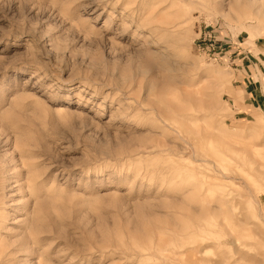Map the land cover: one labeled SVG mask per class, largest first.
<instances>
[{"label":"rangeland","instance_id":"1","mask_svg":"<svg viewBox=\"0 0 264 264\" xmlns=\"http://www.w3.org/2000/svg\"><path fill=\"white\" fill-rule=\"evenodd\" d=\"M263 44L264 0H0V264H264Z\"/></svg>","mask_w":264,"mask_h":264},{"label":"built area","instance_id":"2","mask_svg":"<svg viewBox=\"0 0 264 264\" xmlns=\"http://www.w3.org/2000/svg\"><path fill=\"white\" fill-rule=\"evenodd\" d=\"M221 39H217L212 34L211 30H207L204 26L202 30H198L196 38L193 40V45L195 49L204 54L205 52H209L212 55V58L209 54H207V58H211L216 61V53L215 51L218 48H221L220 44Z\"/></svg>","mask_w":264,"mask_h":264},{"label":"crops","instance_id":"3","mask_svg":"<svg viewBox=\"0 0 264 264\" xmlns=\"http://www.w3.org/2000/svg\"><path fill=\"white\" fill-rule=\"evenodd\" d=\"M262 46V48L264 49V44L263 45H261ZM241 79H242V83H243V81H249V78L247 77V76H241ZM249 84L251 83L250 81L248 82ZM248 90H249V95H251L252 93V89L251 88H247Z\"/></svg>","mask_w":264,"mask_h":264}]
</instances>
